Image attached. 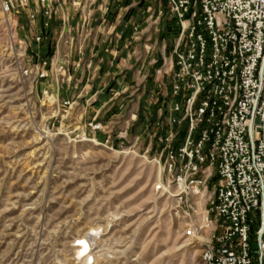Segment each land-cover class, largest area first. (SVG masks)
<instances>
[{
	"label": "rangeland",
	"instance_id": "374dc122",
	"mask_svg": "<svg viewBox=\"0 0 264 264\" xmlns=\"http://www.w3.org/2000/svg\"><path fill=\"white\" fill-rule=\"evenodd\" d=\"M61 10L69 14L82 56L58 42L59 13L37 46L39 18L6 15L0 4V264H198L208 234L194 228L203 203L196 201L194 216L151 161L154 152L144 157L142 139L130 148L141 135L142 107L152 94L157 98L162 45L168 57L177 37L174 23L161 31L169 20L165 2L65 0ZM84 19L81 33L76 25ZM122 23L134 39L118 49ZM105 38L111 59L97 62L95 48ZM47 47L53 54L43 67ZM70 50L67 83L56 63ZM78 57L84 64L92 58V66L74 69ZM106 66H119L121 78L103 75ZM40 72L47 76L39 78ZM63 95L78 104L62 106ZM108 95L111 101L98 112L104 131L93 140L89 122L81 131L78 121ZM111 123L115 128L107 133ZM125 130L127 139H119Z\"/></svg>",
	"mask_w": 264,
	"mask_h": 264
},
{
	"label": "built area",
	"instance_id": "2783aa9c",
	"mask_svg": "<svg viewBox=\"0 0 264 264\" xmlns=\"http://www.w3.org/2000/svg\"><path fill=\"white\" fill-rule=\"evenodd\" d=\"M163 1L177 37L168 57L162 45L163 68L155 71L157 98L152 94L142 107L141 135L132 138L130 148L142 139L144 157L154 152L151 161L162 167L175 196L194 216L196 201L203 203L194 228L208 234L198 264H264V0ZM0 4L6 15L24 12L29 21L39 18V32L33 36L37 46L59 13L58 42L83 55L82 44H73L69 14L59 12L65 0ZM80 22L76 29L80 26L82 33L86 19ZM72 50L56 63L67 83ZM51 59H42L43 67ZM91 66L92 58L74 62L76 70ZM45 76L40 72L39 78ZM72 104L62 101L67 108ZM86 128L93 140L104 131L95 116ZM126 135L125 130L118 136L126 140Z\"/></svg>",
	"mask_w": 264,
	"mask_h": 264
},
{
	"label": "crops",
	"instance_id": "0c3cea01",
	"mask_svg": "<svg viewBox=\"0 0 264 264\" xmlns=\"http://www.w3.org/2000/svg\"><path fill=\"white\" fill-rule=\"evenodd\" d=\"M74 24H75V22H74ZM73 24V25H74ZM120 32V41H119V45L117 46L118 47V49H120V48H123L124 47V45H125V43H131L130 42V40H132V39H134V37H133V33L134 32H132V28H130L129 26H128V24H119L117 27H116V32ZM96 49V52H97V54H99L100 55V59L99 58H97V62H102L103 63V61H104V59H106V60H109V59H111V57H110V52H109V47H108V42H107V39L105 38L103 41H102V43L101 44H99L98 45V47H96L95 48ZM104 64H102V66H103ZM119 66H116V67H113V68H109V67H105L104 69H106V73H104L103 75H105V74H107L108 76H112V79L116 76V77H118L117 78V81L119 80V78H121L120 77V73H121V71H119V72H116L115 71V69L116 68H118ZM103 69V70H104ZM103 73V72H102ZM98 78H100L99 76H98ZM90 86V85H89ZM89 86H86V88L84 89V91L87 89V88H89ZM72 93V92H71ZM77 93V92H76ZM83 93V92H82ZM73 94V93H72ZM96 94H98V92H96ZM81 96H83V95H81ZM81 96H79L78 98H80ZM109 96V95H108ZM128 97V96H127ZM62 100H68V99H71V97H68V96H65V95H63L62 97ZM98 100L95 102V104L99 101V99H100V96H98V98H97ZM109 101H111V97L109 96L100 106H99V108H97V109H93V107L92 106H94V104L92 105V106H90V109H89V112H87V111H85V112H87L89 115H88V117H85V112H83V114H82V116H81V118H80V120L78 121L79 122V127H81V131L82 130H84V128H85V126H84V123L86 124V123H88L89 121H90V119L92 118V117H94L95 115V113H98V112H101V110L104 108V106H105V104H107V102H109ZM75 104H78V101L76 100L75 101V103L73 104V105H75ZM85 106H83V107H87V105L86 104H84ZM128 116V115H127ZM98 117H99V113L98 114H96V116H95V119H96V121H99L98 120ZM115 127H114V125L111 123V124H108L107 126H106V132L107 133H110L113 129H114Z\"/></svg>",
	"mask_w": 264,
	"mask_h": 264
},
{
	"label": "trees",
	"instance_id": "16d2710c",
	"mask_svg": "<svg viewBox=\"0 0 264 264\" xmlns=\"http://www.w3.org/2000/svg\"><path fill=\"white\" fill-rule=\"evenodd\" d=\"M168 23H174V22L171 21V22L164 23L163 24V30H162L163 33L166 32V31H171V29L168 26ZM174 28L175 29L173 31L177 33L178 31L176 30V27H174ZM46 49H47V56L45 58H50L52 56V54H53V49H51L49 47H47Z\"/></svg>",
	"mask_w": 264,
	"mask_h": 264
},
{
	"label": "water",
	"instance_id": "95a60500",
	"mask_svg": "<svg viewBox=\"0 0 264 264\" xmlns=\"http://www.w3.org/2000/svg\"><path fill=\"white\" fill-rule=\"evenodd\" d=\"M262 230H263V226L261 227V229H260V232H259L258 236H260V234H261ZM256 247H257V245H256V244H252V249H253V251H256Z\"/></svg>",
	"mask_w": 264,
	"mask_h": 264
},
{
	"label": "bare ground",
	"instance_id": "6f19581e",
	"mask_svg": "<svg viewBox=\"0 0 264 264\" xmlns=\"http://www.w3.org/2000/svg\"><path fill=\"white\" fill-rule=\"evenodd\" d=\"M93 234H94V233H93ZM83 241H84V240H83ZM85 241H86V240H85ZM85 241H84V243H83V244H84L83 247H84V248H87V245L85 244ZM79 252H80L81 254H84V253H82V250L79 251ZM85 258H86V257H85ZM86 259H87V258H86ZM86 259H85V260H86Z\"/></svg>",
	"mask_w": 264,
	"mask_h": 264
}]
</instances>
